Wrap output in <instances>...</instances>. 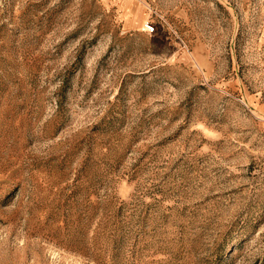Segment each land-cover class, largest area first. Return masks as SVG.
Returning <instances> with one entry per match:
<instances>
[{
  "label": "rangeland",
  "instance_id": "rangeland-1",
  "mask_svg": "<svg viewBox=\"0 0 264 264\" xmlns=\"http://www.w3.org/2000/svg\"><path fill=\"white\" fill-rule=\"evenodd\" d=\"M145 3L0 0V264H264V0Z\"/></svg>",
  "mask_w": 264,
  "mask_h": 264
},
{
  "label": "crops",
  "instance_id": "crops-1",
  "mask_svg": "<svg viewBox=\"0 0 264 264\" xmlns=\"http://www.w3.org/2000/svg\"><path fill=\"white\" fill-rule=\"evenodd\" d=\"M121 1L123 16L129 22L136 21L138 18H144L146 14V0H119Z\"/></svg>",
  "mask_w": 264,
  "mask_h": 264
},
{
  "label": "built area",
  "instance_id": "built-area-1",
  "mask_svg": "<svg viewBox=\"0 0 264 264\" xmlns=\"http://www.w3.org/2000/svg\"><path fill=\"white\" fill-rule=\"evenodd\" d=\"M147 29H148V31L151 32V33L154 32V26H153V25H149V24H148Z\"/></svg>",
  "mask_w": 264,
  "mask_h": 264
}]
</instances>
